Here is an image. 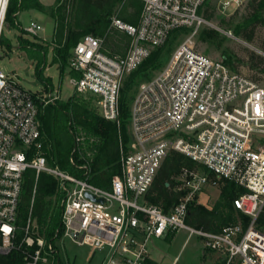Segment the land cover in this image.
I'll return each mask as SVG.
<instances>
[{
  "label": "built area",
  "instance_id": "built-area-1",
  "mask_svg": "<svg viewBox=\"0 0 264 264\" xmlns=\"http://www.w3.org/2000/svg\"><path fill=\"white\" fill-rule=\"evenodd\" d=\"M141 1L137 24L112 19V26L130 37L125 54L111 53L103 48V38L86 35L72 49L68 64L76 91L96 98L100 115L120 126L125 79L174 33L191 32L167 66L139 86L130 112L131 149L124 153L121 143V173L107 187L91 181L88 162L76 164L74 153L83 137L75 138L70 158L80 175L49 164L42 150L40 106L54 104L61 96L51 89L32 93L0 66V258L21 251L25 264H69L60 256L58 240L64 248L67 241L90 248L87 261L103 251L101 264H146L154 240L185 230L202 237L221 264H264V232L258 228L264 214V86L195 49L193 38L208 24L200 13L208 0ZM246 1L222 3L228 8ZM9 3L0 0V48ZM40 29L33 22L25 31L35 35ZM172 151L196 166L181 168L174 189L180 198L166 212L147 195ZM28 171L34 172L36 184L41 174L55 179L62 194L60 226L50 241L37 235L35 196L25 225H19ZM220 181L240 188L232 206L248 223L238 221L220 232L193 228L187 223L190 208L212 210L209 198L203 200L204 190ZM19 230L24 232L20 241Z\"/></svg>",
  "mask_w": 264,
  "mask_h": 264
},
{
  "label": "trees",
  "instance_id": "trees-1",
  "mask_svg": "<svg viewBox=\"0 0 264 264\" xmlns=\"http://www.w3.org/2000/svg\"><path fill=\"white\" fill-rule=\"evenodd\" d=\"M66 1L57 0L55 5L47 9L39 0H10L6 20L12 27H19L14 21H17V13L20 10L34 8L43 12L48 11L56 21L52 42L54 63L58 64L62 71L69 64L72 49L86 35L103 38V48L111 53H126L130 37L112 26L113 16L124 0H75L71 21H68ZM250 4L248 16L236 28L237 34L248 42L255 39L257 28L264 26V0H252ZM205 13V18L210 20L212 16L208 11ZM122 19L126 20L127 17L124 16ZM4 44L11 49L9 41L2 37L1 45ZM20 44V47L27 51L29 58L35 63L38 78L49 86L50 78L44 76L45 60L49 51L47 43L37 45V42L21 37ZM161 49L154 51L150 58L130 75L132 80L138 76L145 78L149 76L147 70L157 67ZM262 63H264V58L254 55L249 61L252 69L256 68L264 72L260 68ZM253 78L258 81L257 77ZM132 80L121 92L120 126L106 121L95 109L78 102L74 97L67 101L48 104L45 107L44 113L39 114V120L43 135L42 150L50 165L59 166L72 174L80 175L82 171L77 166L88 162L93 175L91 181L103 187H107L112 178L121 173V143L124 146L130 141V136L126 132V124L130 119V102L133 99L130 92L133 87ZM83 136L86 140L78 146V151L74 153L77 166L72 165L70 158L76 146L75 138ZM90 139L93 140L92 143H89ZM183 166L195 167L196 164L180 152H170L147 195L150 203L161 206L167 212L172 205L178 202L181 194L174 189L176 178ZM35 186L36 193L34 194ZM219 186L221 187L220 198L212 210L202 205H193L190 208V215L187 219L190 226L195 229L220 232L225 226L237 223L239 218L243 219L245 224L248 223V218L237 214L232 206V201L240 192V188L229 181H220ZM34 196L32 216L39 225L37 235L50 241L60 226L62 213V194L59 192L57 181L47 174H41L36 184L34 172L26 173L20 226L26 223ZM258 228L264 232V214L259 220ZM23 236L24 232L19 230L18 241ZM0 260L5 264H25L26 262L21 251H14L10 256L0 258ZM146 264L158 263L147 261Z\"/></svg>",
  "mask_w": 264,
  "mask_h": 264
},
{
  "label": "rangeland",
  "instance_id": "rangeland-1",
  "mask_svg": "<svg viewBox=\"0 0 264 264\" xmlns=\"http://www.w3.org/2000/svg\"><path fill=\"white\" fill-rule=\"evenodd\" d=\"M40 1L47 7H51L57 2V0ZM74 1H66V4L70 3V11L68 12L66 10L68 21H71ZM222 1L225 0H208L203 5L201 14L206 17L205 11H208L212 17L210 20L205 18L208 24L202 26L198 34L193 38L194 47L215 60L224 61L234 71L257 77L259 84L264 86V72L256 68L252 69L249 64L252 55L263 57L261 52H264V26L261 25L257 28L255 39L252 42L243 39L236 31L238 25L248 16L252 0H248L239 5H230L228 8L223 6ZM142 7L143 3L141 0H124L118 6L113 17H119L128 24H137L142 13ZM32 13L26 9L22 10L21 15L17 18L21 22L20 27H12L6 20L3 37L9 41L11 49L8 48L7 44L1 45L0 66L6 73L13 75L22 87L32 93H44L51 89L53 94H60L61 100H58L59 102L67 101L69 98L74 97L78 102L88 105L100 113L97 99L93 96L77 92L75 87L70 83L73 76L71 67L67 65L62 71L60 66L54 63V50L52 47L54 37L53 21L37 20ZM124 16L127 17L126 20L122 19ZM14 22L17 24V21ZM33 22H36L43 28V31H38V36L43 38L49 46L45 60L46 68L44 70V76L50 78L51 81L49 86H46L38 78L35 63L29 58L27 51L20 47L21 37L32 42H37V45H44L43 41L25 31ZM190 35L191 32L189 30H181L173 34L166 46L159 53L157 67L147 70L149 76L146 78L138 76L133 80L128 76L125 79L122 90L129 81H133V87L130 91L133 95V99L130 102V112L141 83L158 75L167 66L178 47ZM260 68L264 70V63H262ZM47 105L41 104L40 113H44ZM121 132L123 133V130ZM126 132L130 136V141L127 145H124V153L131 149L130 119L126 124ZM83 138L86 140L85 136ZM92 141L90 139L89 143H92ZM220 194L221 187L219 185L213 186L209 184L205 187L203 200L209 198L208 203L214 207L220 198ZM238 221L244 220L239 218ZM36 228L37 230L39 229L38 224H36ZM189 235L190 233L188 231L181 230L163 239L154 240L150 245V253L154 261L158 264H221L219 254L208 249L202 237L196 234ZM55 244H57L62 259L64 260L67 257L70 261L69 264H101L105 257V252H97L95 257L87 262L90 248L76 245L71 241L65 243V248L62 247L63 243L58 240L55 241ZM45 264H52V262L50 261Z\"/></svg>",
  "mask_w": 264,
  "mask_h": 264
},
{
  "label": "crops",
  "instance_id": "crops-1",
  "mask_svg": "<svg viewBox=\"0 0 264 264\" xmlns=\"http://www.w3.org/2000/svg\"><path fill=\"white\" fill-rule=\"evenodd\" d=\"M40 1V0H39ZM41 2V1H40ZM42 3V2H41ZM43 4V3H42ZM47 9H49L50 7H47L45 4H43ZM52 7V6H51ZM26 10H28V11H31V12H33L32 14H33V16H35V18L37 19V20H47L48 22L49 21H53V23H54V34H55V30H56V21H55V19L50 15V13L48 12V11H46V12H43V11H40V10H37V9H34V8H31V9H26ZM21 12H22V10H20L18 13H17V18L21 15ZM44 16H47V17H44ZM17 23H18V25H19V27H20V25H21V22L19 21V19H17ZM36 23V22H35ZM40 26V25H39ZM41 27V26H40ZM38 31H43V28L41 27V29L40 30H38ZM38 31H37V33L34 35L35 37H37L38 39H40L41 41H43L44 43H47L43 38H41V37H39L38 35ZM53 39H54V37H53ZM170 236V235H169ZM150 262H156V261H154V259L152 258V256H151V259L149 260ZM88 262V261H87ZM157 263V262H156Z\"/></svg>",
  "mask_w": 264,
  "mask_h": 264
}]
</instances>
